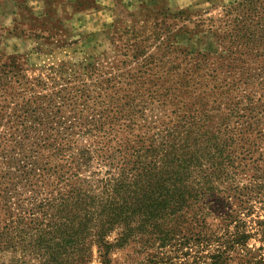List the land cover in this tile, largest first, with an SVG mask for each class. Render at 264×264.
Returning a JSON list of instances; mask_svg holds the SVG:
<instances>
[{"label": "trees", "instance_id": "1", "mask_svg": "<svg viewBox=\"0 0 264 264\" xmlns=\"http://www.w3.org/2000/svg\"><path fill=\"white\" fill-rule=\"evenodd\" d=\"M225 18L216 56L197 66L208 72L183 78L184 92L107 105L84 79L57 74L49 92L40 80L43 93L26 85L8 101L19 77L2 72L0 264H90L95 249L110 264L129 245L149 264H232L241 252L235 264H264L251 194L264 189L263 1ZM154 109L169 112L153 120Z\"/></svg>", "mask_w": 264, "mask_h": 264}, {"label": "rangeland", "instance_id": "2", "mask_svg": "<svg viewBox=\"0 0 264 264\" xmlns=\"http://www.w3.org/2000/svg\"><path fill=\"white\" fill-rule=\"evenodd\" d=\"M92 1L72 7L74 0H0V75L14 66L10 76L19 77L6 88L8 101L26 85V90L35 87L43 93L37 87L40 80L49 92L57 74L58 80L84 79L107 105L110 99L135 96L134 92L177 93L183 78L208 72L205 66L197 69L201 54L216 56L225 12L244 0H94L104 11L86 12ZM168 112L154 109L148 114L161 120ZM243 184L248 186L249 181ZM251 189L253 196H259L252 201L253 217L262 219L264 189ZM249 243L254 251L263 246L257 238ZM242 253L232 255V264ZM20 256L18 252L15 258ZM110 259V264H149L139 245L115 249ZM27 261L35 263L30 257ZM90 264H102L96 249Z\"/></svg>", "mask_w": 264, "mask_h": 264}, {"label": "crops", "instance_id": "3", "mask_svg": "<svg viewBox=\"0 0 264 264\" xmlns=\"http://www.w3.org/2000/svg\"><path fill=\"white\" fill-rule=\"evenodd\" d=\"M85 3H86L85 0H74V2L71 3L70 5L72 7H74L75 5H77L78 7H81ZM87 5H90V6H86V7H89V8H85L86 12H90L91 11V12H94V13H101L102 11H104V8H101V7L99 8V5L96 4V2L94 0L92 1V4H87Z\"/></svg>", "mask_w": 264, "mask_h": 264}]
</instances>
